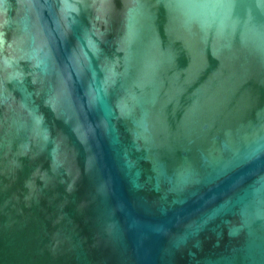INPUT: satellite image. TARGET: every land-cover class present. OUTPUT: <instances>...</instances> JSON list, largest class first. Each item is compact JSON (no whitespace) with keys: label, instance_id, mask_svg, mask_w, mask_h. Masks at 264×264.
Here are the masks:
<instances>
[{"label":"water","instance_id":"1","mask_svg":"<svg viewBox=\"0 0 264 264\" xmlns=\"http://www.w3.org/2000/svg\"><path fill=\"white\" fill-rule=\"evenodd\" d=\"M0 264H264V0H0Z\"/></svg>","mask_w":264,"mask_h":264}]
</instances>
